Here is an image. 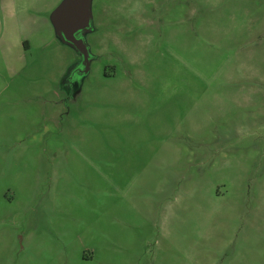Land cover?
I'll list each match as a JSON object with an SVG mask.
<instances>
[{"label": "rangeland", "instance_id": "rangeland-1", "mask_svg": "<svg viewBox=\"0 0 264 264\" xmlns=\"http://www.w3.org/2000/svg\"><path fill=\"white\" fill-rule=\"evenodd\" d=\"M63 2L0 7V264H264V0H91L87 62Z\"/></svg>", "mask_w": 264, "mask_h": 264}, {"label": "crops", "instance_id": "crops-1", "mask_svg": "<svg viewBox=\"0 0 264 264\" xmlns=\"http://www.w3.org/2000/svg\"><path fill=\"white\" fill-rule=\"evenodd\" d=\"M0 7L2 6V0H0ZM4 133L6 129H3ZM5 147L9 149L6 150V159L4 162L5 171L3 178L5 179V185L9 188V190L13 193V200H5L0 198V203H3L5 207H12L15 203V198L18 196L26 195L28 191L32 192L31 195L37 197L38 195H42V179L38 176L32 183V186L29 187L28 183L25 179L22 178V173L26 171V166L29 162L27 158L23 157L21 153H17V151L24 149L26 151L27 144L18 143H5ZM49 182H53V177L49 179ZM4 185V186H5ZM8 222L9 224L12 222L10 217H5L4 213L0 212V224H4Z\"/></svg>", "mask_w": 264, "mask_h": 264}, {"label": "water", "instance_id": "water-1", "mask_svg": "<svg viewBox=\"0 0 264 264\" xmlns=\"http://www.w3.org/2000/svg\"><path fill=\"white\" fill-rule=\"evenodd\" d=\"M90 2L91 0H64L51 14L52 23L58 34L80 51L86 62L89 54L87 46L84 40L77 38L75 34L77 31H84L89 25L91 19Z\"/></svg>", "mask_w": 264, "mask_h": 264}]
</instances>
